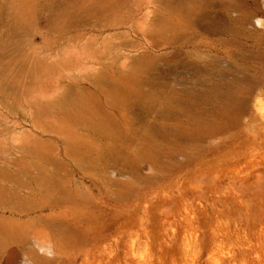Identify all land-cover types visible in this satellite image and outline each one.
<instances>
[{
	"label": "rangeland",
	"instance_id": "1",
	"mask_svg": "<svg viewBox=\"0 0 264 264\" xmlns=\"http://www.w3.org/2000/svg\"><path fill=\"white\" fill-rule=\"evenodd\" d=\"M0 264H264V0H0Z\"/></svg>",
	"mask_w": 264,
	"mask_h": 264
},
{
	"label": "bare ground",
	"instance_id": "2",
	"mask_svg": "<svg viewBox=\"0 0 264 264\" xmlns=\"http://www.w3.org/2000/svg\"><path fill=\"white\" fill-rule=\"evenodd\" d=\"M260 21H261V20L259 19V20H258V22L261 24V22H260Z\"/></svg>",
	"mask_w": 264,
	"mask_h": 264
}]
</instances>
